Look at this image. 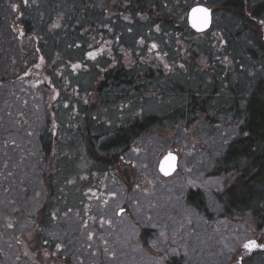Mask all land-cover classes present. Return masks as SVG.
<instances>
[{
	"label": "rangeland",
	"instance_id": "rangeland-1",
	"mask_svg": "<svg viewBox=\"0 0 264 264\" xmlns=\"http://www.w3.org/2000/svg\"><path fill=\"white\" fill-rule=\"evenodd\" d=\"M227 2L2 0V22L7 27L13 12L15 22L13 41L0 35V264H162L166 254L185 257L184 264H228L239 247L250 259L237 255L232 262L264 264V243L242 222L207 225L185 205L187 194L200 189L218 210L216 197L231 182L214 172L232 135L226 122L213 130L201 114L187 130L153 127L99 167L87 161L81 138L84 125L112 130L170 114L199 89L202 100L209 98L208 113L246 93L255 78L264 80V58H246L264 37V20L253 24ZM198 5L213 14L203 34L187 21ZM123 69H136L141 78L117 92L107 81L110 87L99 92L103 73ZM47 122L59 139L50 165L58 207L37 233L33 213L41 208L42 216L52 201L38 140ZM167 153L178 156L169 178L158 171Z\"/></svg>",
	"mask_w": 264,
	"mask_h": 264
},
{
	"label": "trees",
	"instance_id": "trees-1",
	"mask_svg": "<svg viewBox=\"0 0 264 264\" xmlns=\"http://www.w3.org/2000/svg\"><path fill=\"white\" fill-rule=\"evenodd\" d=\"M247 1V2H246ZM228 0L225 4L226 8L230 11L239 10L240 14L247 15L254 24L255 20L262 18L264 20V2L257 3L255 0ZM2 0H0V35L3 36L5 33H9L8 38H12L13 33L11 31V25L15 22L14 12L9 17L11 20L8 22L6 27L2 22ZM11 7V4H10ZM8 7V8H10ZM13 11V10H12ZM72 33V32H71ZM40 37H47L44 34ZM264 39V37H263ZM256 42V47L251 50L249 49L246 58L252 60H261L264 58V40ZM39 48L41 55L47 58V49L42 47ZM19 55V53H18ZM11 58V54L9 56ZM45 58V59H46ZM20 62H26L25 53L19 56ZM47 61V59H46ZM49 74L54 75V71H51L52 65L48 62ZM123 69L117 70L116 72L108 71L103 73V80L99 84V92L103 88L110 87L107 81L113 82L112 90L117 92L119 86L122 83L126 85L131 82L138 81L141 76L138 75L137 70L132 71ZM127 72V73H126ZM25 75L18 74L17 80L23 78ZM147 78H151V75H147ZM130 79V80H128ZM152 79V78H151ZM4 80V79H3ZM6 80V79H5ZM160 81V79H159ZM244 94L235 93L233 94L231 101L223 106L215 107L210 112H206L203 107L207 104L209 98L208 95L204 98L203 92L199 90L190 91L189 99L183 105L174 109L170 114L167 115H151L143 118L142 120L136 121L128 127H118L112 130L95 129L93 132L90 125H84L81 133L83 138V144L86 147V151L89 154L87 161L93 162V166H105L106 163H110L111 157H114L119 149H126L130 146L132 141L136 138L148 132L151 128L156 127L162 128L172 127L178 125L183 129H190L194 123L198 120L205 119L209 126L213 130H220L223 126L222 122H226L232 130L230 140L226 143V147L222 151L220 157L217 160L214 172L216 174L221 173L225 179L230 178L231 182L226 187L222 188L220 194L216 197V204L218 210L214 211V205H210L203 192L198 190H191L185 199V205L193 209L199 217L205 222V224H218L219 222H230L240 221L246 228L248 233L252 234L254 240L259 243H264V80L255 78L252 80L250 88ZM37 95V94H36ZM107 95V96H106ZM111 95L110 92L105 93L104 96L107 102L110 101L108 98ZM114 95H117L115 93ZM103 96V97H104ZM124 96L123 93H118L117 99ZM89 100V95H88ZM87 100V101H88ZM230 105L229 107H224ZM203 115L200 116V115ZM207 115V116H205ZM88 119V117H86ZM85 118V120H86ZM89 121V120H88ZM89 123V122H88ZM51 122H47L44 126L43 131L38 134V140L41 148L40 156L43 158L44 163L48 165V172L44 174L43 184L46 190H49L51 194V203L44 207L41 216V208L33 213L32 218L35 217V223L38 221V225L35 227L36 232L41 228V222L43 226H48L53 221L51 217L55 207H58V202L53 203L56 198V187L55 181V170L50 165L52 161V152L54 147L59 144L58 138L55 137L54 133H50ZM170 129V128H167ZM160 131V130H159ZM93 132V133H92ZM212 139V137H211ZM216 140V139H215ZM210 141V140H209ZM100 142V143H99ZM216 142V141H214ZM41 158V159H42ZM41 179V174H40ZM46 205V204H45ZM146 238L148 232L144 231ZM41 238V236H40ZM256 242V241H255ZM29 243L21 241V249L27 253ZM49 246V245H48ZM242 247H239L236 251L232 252V259L228 264H237L232 262L236 259L237 255L246 256L248 259L249 253L244 252ZM28 254V253H27ZM30 257L31 255L28 254ZM253 255V252L252 254ZM64 259V257H63ZM38 263V262H37ZM185 257H177L174 254H166L162 264H184Z\"/></svg>",
	"mask_w": 264,
	"mask_h": 264
},
{
	"label": "water",
	"instance_id": "water-1",
	"mask_svg": "<svg viewBox=\"0 0 264 264\" xmlns=\"http://www.w3.org/2000/svg\"><path fill=\"white\" fill-rule=\"evenodd\" d=\"M197 8H204L207 9L209 12V23L204 27H194L193 26V11ZM188 25L192 31L197 34H202L209 31L212 27L213 23V16L212 11L203 5L194 6L190 9L187 17ZM178 169V156L174 153H167L160 161L158 165V171L161 176L165 178H169L175 174ZM122 212L119 211V214Z\"/></svg>",
	"mask_w": 264,
	"mask_h": 264
},
{
	"label": "snow or ice",
	"instance_id": "snow-or-ice-1",
	"mask_svg": "<svg viewBox=\"0 0 264 264\" xmlns=\"http://www.w3.org/2000/svg\"><path fill=\"white\" fill-rule=\"evenodd\" d=\"M209 23V12L204 8H197L193 11V26L194 27H204ZM255 242H252L246 247H254Z\"/></svg>",
	"mask_w": 264,
	"mask_h": 264
}]
</instances>
